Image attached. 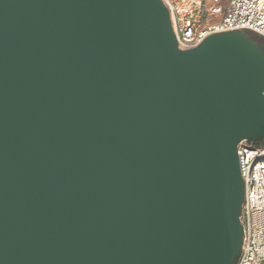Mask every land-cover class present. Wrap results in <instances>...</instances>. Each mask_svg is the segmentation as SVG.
<instances>
[{
	"label": "water",
	"instance_id": "95a60500",
	"mask_svg": "<svg viewBox=\"0 0 264 264\" xmlns=\"http://www.w3.org/2000/svg\"><path fill=\"white\" fill-rule=\"evenodd\" d=\"M263 139L244 32L180 50L161 0H0V264H235Z\"/></svg>",
	"mask_w": 264,
	"mask_h": 264
},
{
	"label": "built area",
	"instance_id": "2783aa9c",
	"mask_svg": "<svg viewBox=\"0 0 264 264\" xmlns=\"http://www.w3.org/2000/svg\"><path fill=\"white\" fill-rule=\"evenodd\" d=\"M180 50L196 47L207 36L249 31L264 38V0H161ZM244 183L240 223L243 239L235 264H264V148L237 146Z\"/></svg>",
	"mask_w": 264,
	"mask_h": 264
},
{
	"label": "trees",
	"instance_id": "16d2710c",
	"mask_svg": "<svg viewBox=\"0 0 264 264\" xmlns=\"http://www.w3.org/2000/svg\"><path fill=\"white\" fill-rule=\"evenodd\" d=\"M244 33L252 40L254 41L260 48H262L264 50V38L252 33V32H249V31H244ZM256 144L257 142H252L250 144L251 147H254V148H258L256 147Z\"/></svg>",
	"mask_w": 264,
	"mask_h": 264
},
{
	"label": "rangeland",
	"instance_id": "374dc122",
	"mask_svg": "<svg viewBox=\"0 0 264 264\" xmlns=\"http://www.w3.org/2000/svg\"><path fill=\"white\" fill-rule=\"evenodd\" d=\"M228 0H222V4L225 6L227 5ZM256 147L264 148V139L262 141L257 142Z\"/></svg>",
	"mask_w": 264,
	"mask_h": 264
}]
</instances>
